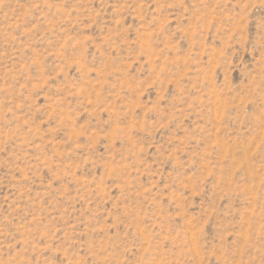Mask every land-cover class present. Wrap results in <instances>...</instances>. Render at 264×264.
<instances>
[{
    "label": "rangeland",
    "instance_id": "rangeland-1",
    "mask_svg": "<svg viewBox=\"0 0 264 264\" xmlns=\"http://www.w3.org/2000/svg\"><path fill=\"white\" fill-rule=\"evenodd\" d=\"M0 264H264V0H0Z\"/></svg>",
    "mask_w": 264,
    "mask_h": 264
}]
</instances>
